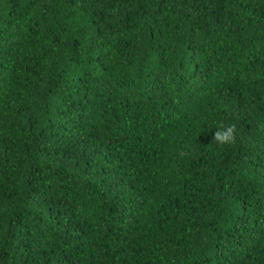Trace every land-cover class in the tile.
<instances>
[{"label":"trees","instance_id":"1","mask_svg":"<svg viewBox=\"0 0 264 264\" xmlns=\"http://www.w3.org/2000/svg\"><path fill=\"white\" fill-rule=\"evenodd\" d=\"M0 264H264V0H0Z\"/></svg>","mask_w":264,"mask_h":264},{"label":"clouds","instance_id":"2","mask_svg":"<svg viewBox=\"0 0 264 264\" xmlns=\"http://www.w3.org/2000/svg\"><path fill=\"white\" fill-rule=\"evenodd\" d=\"M213 128L217 129L213 137V142L217 145L232 144L236 141V137L239 134L236 122L219 121Z\"/></svg>","mask_w":264,"mask_h":264}]
</instances>
